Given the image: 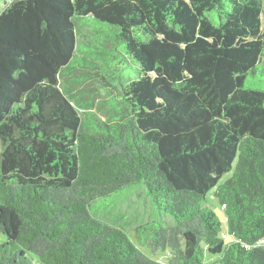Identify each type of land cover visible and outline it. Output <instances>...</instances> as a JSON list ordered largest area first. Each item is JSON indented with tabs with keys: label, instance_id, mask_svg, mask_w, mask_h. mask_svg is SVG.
Masks as SVG:
<instances>
[{
	"label": "trees",
	"instance_id": "1",
	"mask_svg": "<svg viewBox=\"0 0 264 264\" xmlns=\"http://www.w3.org/2000/svg\"><path fill=\"white\" fill-rule=\"evenodd\" d=\"M263 14L264 0L8 1L0 264H264V83L252 81L264 64ZM78 18L108 28L103 65L81 60L120 92L106 118L84 121V97L61 85L75 70ZM142 188L172 220L136 227L165 261L90 212ZM212 188L223 219L208 205Z\"/></svg>",
	"mask_w": 264,
	"mask_h": 264
},
{
	"label": "rangeland",
	"instance_id": "2",
	"mask_svg": "<svg viewBox=\"0 0 264 264\" xmlns=\"http://www.w3.org/2000/svg\"><path fill=\"white\" fill-rule=\"evenodd\" d=\"M8 1L10 0H0V10L4 8ZM78 25L80 27V33L78 36L79 45L76 50L75 59L77 58L80 63L76 61L77 59H74L72 60L74 64L72 67H75V70L71 67V71L69 68L64 69L63 75L60 76L61 85L72 87L74 89L73 93H75L78 98L80 96L84 97L83 105L87 106H78V110L83 113L84 121L89 119L91 120L94 117L93 114L98 118H106L108 114L107 111L111 107L112 100L121 99V96L119 95L120 92L118 90H114L109 93L107 89H111L112 87H104L98 77L93 78L92 76H88L89 73L94 72H92L87 66L82 65L81 60L85 57V59L95 60L103 65L101 55L105 56V54H107L103 45L108 47L110 46V44L105 42L103 38V35H105L108 28L104 25L91 23L90 20L84 18H78ZM82 49L84 51H82ZM123 60L124 59L122 58L121 61L124 62ZM109 67L112 71L120 68L118 67V64ZM260 68L261 71L259 72V75L252 79V81L258 80V83H264V64L260 65ZM124 72L132 78L137 76V71L130 70L127 64L124 66ZM74 75L79 77L80 83H69V79H71ZM90 114L92 115L88 118ZM228 177L229 173L225 174L221 182L225 181ZM207 199L208 205L213 207L221 215L220 218L223 219V208L219 199L216 197L213 188L208 192ZM90 212L92 215L97 216L101 220L111 223H116V221L121 222L120 224L126 230L133 242L136 243V245H138L139 248L152 259L157 261H165L168 259V251H159L154 253L148 244H144V240H141L138 236L136 227L141 224L155 219H158V221L164 226H166L165 222L169 224L172 223V220L166 216L159 217L154 209L152 201L144 193L143 188L116 196V200H101L98 204H95L90 208ZM163 220L164 222H162ZM0 239H3L2 234H0Z\"/></svg>",
	"mask_w": 264,
	"mask_h": 264
}]
</instances>
